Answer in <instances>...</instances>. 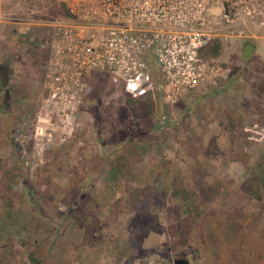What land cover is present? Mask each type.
Returning a JSON list of instances; mask_svg holds the SVG:
<instances>
[{
	"label": "rangeland",
	"instance_id": "rangeland-1",
	"mask_svg": "<svg viewBox=\"0 0 264 264\" xmlns=\"http://www.w3.org/2000/svg\"><path fill=\"white\" fill-rule=\"evenodd\" d=\"M63 2L0 0L20 99L0 114V264H264V21L220 42L211 77L175 103L135 113L110 74L91 73L78 107L56 109L32 39Z\"/></svg>",
	"mask_w": 264,
	"mask_h": 264
},
{
	"label": "built area",
	"instance_id": "built-area-1",
	"mask_svg": "<svg viewBox=\"0 0 264 264\" xmlns=\"http://www.w3.org/2000/svg\"><path fill=\"white\" fill-rule=\"evenodd\" d=\"M66 19L50 24L51 46L40 77L45 101L74 110L89 92L91 73L131 96L162 82L175 103L211 77L200 55L213 42L244 37L264 21V0H66Z\"/></svg>",
	"mask_w": 264,
	"mask_h": 264
},
{
	"label": "trees",
	"instance_id": "trees-1",
	"mask_svg": "<svg viewBox=\"0 0 264 264\" xmlns=\"http://www.w3.org/2000/svg\"><path fill=\"white\" fill-rule=\"evenodd\" d=\"M62 7L64 10V19L69 18L70 15L67 11L66 8V4H65V0L62 3ZM14 33H19V35L21 34L20 31V27H17L16 29H14ZM15 35V34H14ZM13 36L14 39H12L13 41H17L19 40V38H15ZM51 32L49 33L48 37L46 39H43L40 36H35L32 40H34L36 43L37 41L40 42V46H39V55H37L35 52V54L33 53V49H30L31 51V55L34 54L33 58L35 60V62L33 63L35 66L38 65V67L40 68V75L42 74V70L44 67V64L48 58L49 52H50V46H51ZM221 47V43L220 42H213L212 44H207L205 45L201 51H200V55L206 59V55L209 56H216L219 49ZM11 64L8 60H3L0 59V114H2L3 118L6 120L5 117H8L9 115V111H10V105L11 102H17L20 101V99L18 100L15 97L16 92L12 90L13 87V82L11 81ZM20 85V83H19ZM154 90H155V96H153L152 91H149L147 93H145L144 95H139V96H131L129 94L128 97L126 99L127 103L129 104V106H131L132 111H134L135 113H137V110L139 107H145V111H149L150 108L152 107V103L155 102L156 98L162 99V82L161 81H156L154 82ZM136 99H146L147 101L143 102L140 100H136ZM14 118L17 120L19 119V115L18 117L13 114ZM5 127L7 128L10 127V123L8 125L7 122H5ZM14 128V123L12 125V129ZM12 131V130H11ZM8 131L5 139L7 141H9V143L16 149V151H21V148H19L18 143L15 141L14 138H9L10 136V132ZM250 134V133H248ZM17 163L19 164V161H17ZM254 189H256V187H254ZM27 261L29 262V264H41L42 262V257L36 255L35 253H28V255L26 256ZM17 264H22L21 262L17 261Z\"/></svg>",
	"mask_w": 264,
	"mask_h": 264
},
{
	"label": "water",
	"instance_id": "water-1",
	"mask_svg": "<svg viewBox=\"0 0 264 264\" xmlns=\"http://www.w3.org/2000/svg\"><path fill=\"white\" fill-rule=\"evenodd\" d=\"M174 264H189V260L186 258H176L174 259Z\"/></svg>",
	"mask_w": 264,
	"mask_h": 264
}]
</instances>
